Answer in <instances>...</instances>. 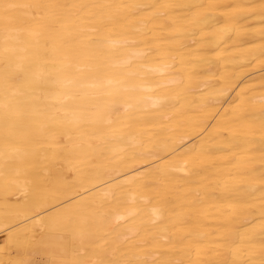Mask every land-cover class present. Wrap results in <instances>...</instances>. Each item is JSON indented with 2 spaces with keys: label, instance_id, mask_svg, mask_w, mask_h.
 Wrapping results in <instances>:
<instances>
[{
  "label": "bare ground",
  "instance_id": "obj_1",
  "mask_svg": "<svg viewBox=\"0 0 264 264\" xmlns=\"http://www.w3.org/2000/svg\"><path fill=\"white\" fill-rule=\"evenodd\" d=\"M36 260L264 264V0H0V264Z\"/></svg>",
  "mask_w": 264,
  "mask_h": 264
},
{
  "label": "rangeland",
  "instance_id": "obj_2",
  "mask_svg": "<svg viewBox=\"0 0 264 264\" xmlns=\"http://www.w3.org/2000/svg\"><path fill=\"white\" fill-rule=\"evenodd\" d=\"M40 261V262H39ZM34 264H44L41 260H36Z\"/></svg>",
  "mask_w": 264,
  "mask_h": 264
}]
</instances>
